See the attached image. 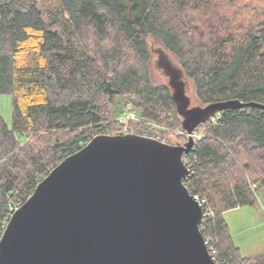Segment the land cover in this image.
<instances>
[{"label":"trees","instance_id":"trees-1","mask_svg":"<svg viewBox=\"0 0 264 264\" xmlns=\"http://www.w3.org/2000/svg\"><path fill=\"white\" fill-rule=\"evenodd\" d=\"M150 42L200 105H264V0H0V95L12 99V128L0 117V237L60 161L107 133L115 98L136 100V134L156 137L146 123L184 143L170 91L153 80ZM219 115L195 129L183 184L212 211L200 232L217 264H264V254L241 257L223 218L255 205L251 184L264 189V110Z\"/></svg>","mask_w":264,"mask_h":264},{"label":"water","instance_id":"water-1","mask_svg":"<svg viewBox=\"0 0 264 264\" xmlns=\"http://www.w3.org/2000/svg\"><path fill=\"white\" fill-rule=\"evenodd\" d=\"M166 79L189 137L174 145L133 133L101 134L60 161L10 215L0 264H217L200 232L201 207L183 180L195 129L238 100L191 105L189 81L162 47Z\"/></svg>","mask_w":264,"mask_h":264},{"label":"rangeland","instance_id":"rangeland-1","mask_svg":"<svg viewBox=\"0 0 264 264\" xmlns=\"http://www.w3.org/2000/svg\"><path fill=\"white\" fill-rule=\"evenodd\" d=\"M153 48L161 47L155 42H150V46ZM152 61L155 55L152 54ZM152 77L153 80L160 84H165L166 79L152 66ZM188 95L191 97V105H200L194 97L193 88L189 82ZM136 100L132 97H117L115 98L113 104L108 106L110 111V121L111 127L107 129L108 135H113L118 132L122 133H133L136 134L135 123L139 121L134 110V105ZM119 113L117 116L116 114ZM0 117L5 122L6 126L12 128V99L10 95H0ZM218 119L220 115L218 114ZM117 120V121H116ZM142 124V123H141ZM144 125V124H143ZM145 130L153 134L155 138L161 142L174 145L178 143L175 140L174 134L171 136L168 133H161L160 128L155 125L158 130H152L149 125L145 123L143 127ZM147 128V129H146ZM113 129L117 132L113 133ZM198 134V133H197ZM140 135V134H138ZM146 136V135H141ZM147 137V136H146ZM180 142V141H179ZM173 143V144H172ZM261 202L256 201L253 207L244 206L238 207L226 211L223 214V218L228 226L229 233L233 244L238 248L239 254L243 258L255 257L264 254V213L262 212L261 204L264 201V197H260Z\"/></svg>","mask_w":264,"mask_h":264},{"label":"built area","instance_id":"built-area-1","mask_svg":"<svg viewBox=\"0 0 264 264\" xmlns=\"http://www.w3.org/2000/svg\"><path fill=\"white\" fill-rule=\"evenodd\" d=\"M217 117H218V115H216L215 117L211 118L210 121L213 124H215L217 119H218ZM178 134L185 138L184 142H186L188 140L189 135L185 131H180V132H178ZM192 137H193V139H200L201 135L193 132ZM250 190L254 194V197H255L256 201L261 202L260 197H264V189L258 190L256 184H251L250 185ZM195 198L197 199V201H198V203H199V205L201 207V210H202V215H203L202 221L205 220L208 217H211L212 216V211H211L206 199L200 198L198 196H195ZM260 204H261L262 212L264 213V201H263V203H260ZM204 242H205V244H206V246L208 248V251H209V253H210V255H211L212 259H213V255L215 254V250L213 248H211V246H210L211 239L209 237H206V238H204Z\"/></svg>","mask_w":264,"mask_h":264}]
</instances>
